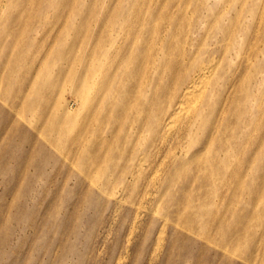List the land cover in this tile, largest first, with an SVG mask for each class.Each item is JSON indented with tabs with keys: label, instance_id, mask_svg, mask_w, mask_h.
<instances>
[{
	"label": "rangeland",
	"instance_id": "374dc122",
	"mask_svg": "<svg viewBox=\"0 0 264 264\" xmlns=\"http://www.w3.org/2000/svg\"><path fill=\"white\" fill-rule=\"evenodd\" d=\"M251 5L0 0V264H264L240 67L236 119L156 128L209 58L226 98L264 27Z\"/></svg>",
	"mask_w": 264,
	"mask_h": 264
},
{
	"label": "bare ground",
	"instance_id": "6f19581e",
	"mask_svg": "<svg viewBox=\"0 0 264 264\" xmlns=\"http://www.w3.org/2000/svg\"><path fill=\"white\" fill-rule=\"evenodd\" d=\"M250 1L252 2L250 15L261 11L259 22L264 23L262 22L264 19V0ZM184 27L187 33L189 29L187 22ZM221 34H223V31ZM214 59L212 57L196 65L192 78L181 89L176 106L172 109L166 121L157 122L156 128L163 137L172 134V129L175 130L174 133L177 132L180 136H183L185 131L189 130L197 119L206 116L204 112L209 113L208 115H211V117L212 114L216 116L219 113L223 117L230 113V116L236 119L238 115L236 112L235 116L234 110L238 103V67H240L242 71L240 76H243L244 81L243 97L245 104L243 106L246 113V122L248 123L243 135L249 137V139L259 138V133L264 125V27L261 31H257L248 37L246 50L237 62V66L234 68L235 72L232 73L231 71L229 74L231 78L227 86L226 98L221 99L219 103L217 95L218 81L224 77L226 72L225 69H216ZM214 138L211 139L214 140ZM194 142L196 141L193 138L192 143Z\"/></svg>",
	"mask_w": 264,
	"mask_h": 264
}]
</instances>
